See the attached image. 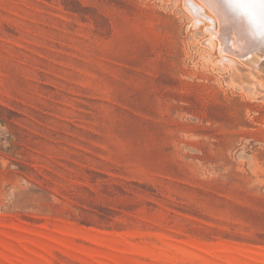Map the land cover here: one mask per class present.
I'll return each instance as SVG.
<instances>
[{"label":"rangeland","instance_id":"obj_1","mask_svg":"<svg viewBox=\"0 0 264 264\" xmlns=\"http://www.w3.org/2000/svg\"><path fill=\"white\" fill-rule=\"evenodd\" d=\"M194 1L0 0V264H264V44Z\"/></svg>","mask_w":264,"mask_h":264},{"label":"bare ground","instance_id":"obj_2","mask_svg":"<svg viewBox=\"0 0 264 264\" xmlns=\"http://www.w3.org/2000/svg\"><path fill=\"white\" fill-rule=\"evenodd\" d=\"M201 1L203 2L204 6H206L208 9H210L216 15V17L218 19L219 26L221 28H223L224 25H227L228 27L233 26V28H234L233 30L230 28L228 29V31L229 30H230V32L232 31V34H230V35H233V37H234L233 39L229 40L228 34L226 35L223 31H217V32L215 31L212 34H210V36L212 35L211 37L215 38V40L210 39L209 40L210 42H208V44L211 43V45H215V46L217 44H219V50H221L222 52L223 51L228 52V54H230L231 56L237 55V57H238L239 54L241 55V54L247 53L248 51H246V50L251 49L252 47H256L258 44L261 43L259 40H257V39L253 40L245 34L244 29L246 26L243 24V22H238L234 19H231V18L223 15L221 13L220 9L214 6L215 0H201ZM194 3H195V1H194ZM191 7L193 8V6H191ZM198 9L200 10L202 15H204V13L207 14L205 9L202 6L198 7ZM209 33H211V32L209 31ZM229 59L231 60L232 58H229Z\"/></svg>","mask_w":264,"mask_h":264},{"label":"snow or ice","instance_id":"obj_3","mask_svg":"<svg viewBox=\"0 0 264 264\" xmlns=\"http://www.w3.org/2000/svg\"><path fill=\"white\" fill-rule=\"evenodd\" d=\"M221 13L246 26L245 34L264 44V0H215Z\"/></svg>","mask_w":264,"mask_h":264}]
</instances>
